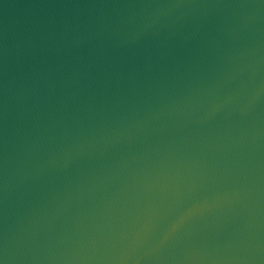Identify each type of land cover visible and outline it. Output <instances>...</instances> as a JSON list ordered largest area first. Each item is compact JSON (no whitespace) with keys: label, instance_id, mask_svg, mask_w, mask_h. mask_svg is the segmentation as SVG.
Segmentation results:
<instances>
[{"label":"water","instance_id":"1","mask_svg":"<svg viewBox=\"0 0 264 264\" xmlns=\"http://www.w3.org/2000/svg\"><path fill=\"white\" fill-rule=\"evenodd\" d=\"M0 264H264V0H0Z\"/></svg>","mask_w":264,"mask_h":264}]
</instances>
